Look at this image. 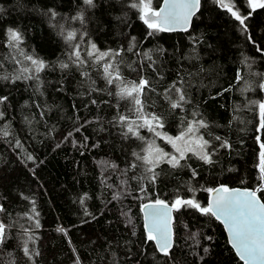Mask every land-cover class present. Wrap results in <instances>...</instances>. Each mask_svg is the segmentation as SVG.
Here are the masks:
<instances>
[{"label": "trees", "instance_id": "trees-1", "mask_svg": "<svg viewBox=\"0 0 264 264\" xmlns=\"http://www.w3.org/2000/svg\"><path fill=\"white\" fill-rule=\"evenodd\" d=\"M162 1L152 0L153 8ZM132 2L94 0L89 7L84 0H0V96L8 98L0 104V204L6 210L0 220L10 226L0 264H243L222 222L191 207L174 211V243L165 256L146 240L141 207L177 197L207 206L208 189L221 185L251 188L264 201V8L224 0L247 17L242 25L219 0H201L189 30L149 36ZM80 12L83 22L71 19ZM10 27L22 33L19 49L8 46ZM62 30L78 39L66 41ZM92 43L100 51L122 50L113 64L125 82L150 81L144 111L161 118V136L147 128L139 129L143 140L126 135L118 117L135 119L133 105L109 95L120 81L107 84L94 61L69 60L73 44L87 59ZM20 50L47 66L22 74L31 65ZM173 82L187 100L181 108L170 106L168 96H178ZM201 119L207 127L198 135L208 141L211 162L186 152L179 166L162 160L149 172L151 166L133 156L143 155L148 142L176 154L164 137L175 138Z\"/></svg>", "mask_w": 264, "mask_h": 264}, {"label": "snow or ice", "instance_id": "snow-or-ice-1", "mask_svg": "<svg viewBox=\"0 0 264 264\" xmlns=\"http://www.w3.org/2000/svg\"><path fill=\"white\" fill-rule=\"evenodd\" d=\"M84 3L89 7L95 6L94 0H84ZM200 3L201 0H164L163 6L155 9L152 6V0H133L130 7L138 10L139 19L150 30L148 35L152 36L157 32H170L177 29L187 30L193 16H195L200 8ZM219 3L222 8H226L231 12L236 20L242 25L244 24L247 17H243L239 12L233 11L230 3H225L224 0H219ZM249 4L253 9L264 8V0H249ZM48 14L52 17L57 15L51 9H49ZM71 19L83 22V13L80 12ZM60 34L69 42L78 39L75 31H68L65 35L62 30ZM6 35L8 46L19 49L23 38L22 33L10 27L7 29ZM79 39L82 40L83 35ZM133 40H135L134 37ZM90 47L91 50L86 52L87 59H84L81 57L80 44H73L72 51L69 54V60L76 65L87 64L90 60L94 61L96 64L101 65L103 78L107 84L114 85L116 81H120V84L117 85L118 90L115 93H109V95H116L121 99L129 100L133 105L130 111L134 113L135 119H130L127 115H120L118 117L119 122L127 126V132L125 134L130 133L138 139L143 140L144 138L140 136L139 129L147 128L156 136H161V132L158 130L163 128L161 118L154 113H146L144 111L145 105L142 97L145 90L151 87L150 81L141 76L138 81L132 80L125 82L124 78L120 75L119 67L113 64V60L120 55V51L122 50L100 51L95 43H92ZM20 55L23 56L25 61H29L31 65L30 67H23L20 70L22 74L31 72L39 73L47 66L43 60L34 58L32 55H27L22 50H20ZM13 59L15 63H23V61L15 59V57ZM60 67L67 68L69 65L67 63H61ZM2 78L8 79L9 77L3 76ZM15 78L19 79L21 77L17 76ZM24 78L31 79L32 76L25 75ZM171 87L172 90L178 93V96L175 100L171 96H168L170 106L173 109L181 108L183 103L187 102L186 97L181 89L175 88V82H173ZM260 87L264 88V84H261ZM168 91V89L165 90L166 93ZM7 99V96H0V104L6 102ZM259 112L261 117L260 127L264 128V102L259 103ZM0 116H3L2 112H0ZM204 127H207V125L202 119L194 120L188 123L186 130L175 138L164 137L173 145L176 154L170 155L157 148L153 142H148L147 147L143 150V155L134 152L133 156L137 160L143 161L144 164L150 165L151 167L148 168L149 172H152L162 160H166L173 167L179 166L180 161L185 158L186 152H193L205 162H211L210 154L206 150L208 141L198 135L199 129ZM68 135L71 136V133ZM67 138L65 137V139ZM217 139L220 138L217 137ZM260 147L259 167L261 173L264 174V143H261ZM28 158L34 159L32 156ZM136 166V163L130 165L131 168H135ZM193 174L195 175V173ZM151 179L153 181L156 179L155 174L152 175ZM208 191L214 195L207 206H202L195 199H182L179 197L171 203L157 198L150 204H144L146 240L154 241L158 251L168 256L170 249L173 247L172 212L179 211L183 207H191L197 209L202 214L214 216L224 224L229 234V242L232 244L243 264H264V202H261L260 197L257 196V192L249 189H232L226 185H221L215 189H208ZM4 211H6L4 206L0 204V212ZM9 227V225H6L0 220V245H3L8 238L7 233ZM36 227H39L38 221ZM57 230L66 234V230L62 227ZM28 239H32V236L29 235ZM23 252L25 256H31L26 242Z\"/></svg>", "mask_w": 264, "mask_h": 264}, {"label": "water", "instance_id": "water-1", "mask_svg": "<svg viewBox=\"0 0 264 264\" xmlns=\"http://www.w3.org/2000/svg\"><path fill=\"white\" fill-rule=\"evenodd\" d=\"M163 3H164V0L162 1V3H161V5H160V7H162L163 6ZM200 6H201V3H200ZM159 7V8H160ZM158 8V9H159ZM199 10H200V8H199ZM199 10L196 12V14H195V16L198 14V12H199ZM195 16H193V18H192V21H191V24H190V26L187 28V30H189L190 29V27H191V25H192V22H193V19H194V17ZM187 30H180V29H177V30H175V31H178V32H184V31H187ZM218 187H220V186H217V187H215V188H218ZM215 188H213V189H215ZM232 189H241V190H244V189H249V190H253V189H251V188H243V187H231ZM213 193H209V196H208V203L211 201V199L213 198ZM257 196L259 197V195L257 194ZM260 200H261V202H264L261 198H260ZM152 202H154V201H148V202H146V203H144V204H150V203H152ZM143 204V205H144ZM143 205H142V207H141V211H142V215H143V222H144V226H145V223H146V220H145V210L143 209ZM172 217H174V211L172 212ZM223 224V223H222ZM223 226H224V224H223ZM224 229H225V231H226V234H227V237H228V240H229V234H228V232H227V229L225 228V226H224ZM172 232H173V223H172ZM172 240H173V243H174V239H173V236H172ZM155 243V242H154ZM230 243V242H229ZM155 245H156V243H155ZM230 245L232 246V244L230 243ZM157 247V246H156ZM233 247V246H232ZM234 249V248H233ZM171 250V249H170ZM235 250V249H234ZM236 252V251H235ZM237 254V253H236ZM239 257V256H238Z\"/></svg>", "mask_w": 264, "mask_h": 264}, {"label": "rangeland", "instance_id": "rangeland-1", "mask_svg": "<svg viewBox=\"0 0 264 264\" xmlns=\"http://www.w3.org/2000/svg\"><path fill=\"white\" fill-rule=\"evenodd\" d=\"M172 148L175 151V148L173 147V145H172ZM164 152H166V151H164ZM166 153H169L171 155L172 154V151L171 152H166Z\"/></svg>", "mask_w": 264, "mask_h": 264}]
</instances>
